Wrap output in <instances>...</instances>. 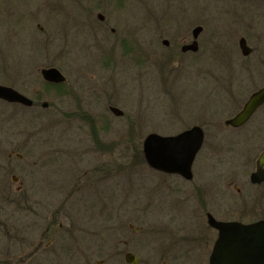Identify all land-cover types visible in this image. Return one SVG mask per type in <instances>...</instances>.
<instances>
[{
    "label": "rangeland",
    "instance_id": "obj_1",
    "mask_svg": "<svg viewBox=\"0 0 264 264\" xmlns=\"http://www.w3.org/2000/svg\"><path fill=\"white\" fill-rule=\"evenodd\" d=\"M198 25L200 51L183 54ZM241 37L254 49L248 57ZM43 67L67 77L60 94L39 76ZM0 84L36 87L51 104L32 112L0 103V116L15 122L13 133L22 129L32 142L27 168H17L26 191L15 192L10 177L0 176V249L11 233L21 240L13 249L37 253L35 240L59 245L55 235L71 233L63 228L72 223L86 237L109 236L108 246L124 222L141 228L147 244L152 224L157 233L192 235L200 223V254L190 250L184 264H208L217 233L207 213L219 221L264 218L255 202L264 186L249 185L261 146L248 151L249 142L239 140L245 127L223 130L264 87V0H0ZM195 126L206 143L191 183L151 168L143 152L150 134ZM261 135L264 142L263 129Z\"/></svg>",
    "mask_w": 264,
    "mask_h": 264
},
{
    "label": "flooded vegetation",
    "instance_id": "obj_2",
    "mask_svg": "<svg viewBox=\"0 0 264 264\" xmlns=\"http://www.w3.org/2000/svg\"><path fill=\"white\" fill-rule=\"evenodd\" d=\"M40 28L42 29V27ZM185 54H189V53H185ZM44 68H48V67H43L42 69H40L39 76L42 78V80L46 83L48 87L50 88L52 87L53 89L57 90L54 91V93L60 94L58 89L60 87H65L64 85L68 82V80L59 84L47 82L42 74ZM33 76L34 75H31V77ZM10 87L16 89L12 85H10ZM16 90H18L21 94L30 98L32 101L31 105L23 104L20 102H12L1 98H0V103L3 104L5 107H9L12 109L23 108L26 110H30L32 112H35L38 109L39 110L47 109L51 105L49 101L43 100V96H44L43 93L39 91L36 87L28 90H22V89L20 90L16 89ZM242 108H240V110ZM56 109L59 110L60 108H58L57 106ZM263 110H264V104L261 105L255 111V113L248 120V122H246L240 127H233L231 125H228L226 124V120L223 123L224 125L223 130L227 129L230 131V133L233 132V134H235L236 131H239L240 129H243L245 127L244 132H241V135L243 136H241L239 140L245 138L244 142L246 141H247L246 143L249 142L250 147L248 151L250 153H252V147L261 146L260 148H258L260 150V153L255 162V171L259 166L260 159L264 157V146H263L264 142L257 141L262 137L261 130L262 129L264 130ZM237 113H235L234 116ZM12 120L13 118L10 115L6 117H3L2 115L0 116V176H5L6 178L10 177L11 179L10 184L11 185L16 184L15 192L23 193L24 191H26L27 187L24 185V180L21 179L18 173L19 170H17V168H20L21 170L27 168L25 167L27 166V164H25L24 162L26 161V157H27L26 153L28 152V147L32 142L29 138H26L25 135L27 134L22 129L17 130L15 134L13 133L12 126H14L15 122ZM3 125H7V127H3ZM6 135L8 136L6 137ZM9 135H14L17 138L16 137L11 138L9 137ZM204 135H205V139H204V145H205L206 143L205 131H204ZM195 161L196 159L194 160V163ZM263 168H264V164H263ZM254 172L251 173L249 178V185L251 186L250 189L254 187L259 189L262 186H264V181L260 183H254L252 181V174ZM168 175L170 177L175 176L181 179V181H183L184 183H191L195 178V171L193 172V176L191 179H186L180 174H168ZM234 184L237 185V183ZM203 188L204 186L202 187V190ZM198 190H199L198 196L200 197V181L198 184ZM242 193L243 190L237 187L236 194L240 196ZM261 194L262 195H260L259 197H257L256 200L255 199L254 200L257 204L261 205L260 209L263 213L264 212L263 189ZM207 215L208 213L206 214V216ZM169 221H171L169 223V230L173 232L177 231L174 228L176 227L175 222L173 220H169ZM237 221L243 222L242 220H237ZM152 225L155 233L152 235L153 238H151V244H147L146 242H144V236L139 239L141 228L134 227V224L132 223L124 222L120 225V228L122 226L120 230L121 232L118 233L115 240L111 241L110 245L108 246L109 243L107 239L109 236L106 237L107 235H103V234L102 236H99V234L94 233L93 235L86 237L84 235L79 234L77 230L79 226L77 224L72 223L71 227L63 228L64 231L69 230L71 231V233H61L59 235H55V237L61 239V243L59 245L51 242L47 244H43L44 240H42V238L35 240V244L33 246L37 251V253H31L29 252V250L23 252V250L18 251V249H13V244H15L16 247H18V245L21 244V240L19 243L17 238L11 236L10 235L11 233H9L7 236H3L4 239L5 237L6 238L8 237L9 239L7 238L8 240H7L6 250L0 249V264H30V257L32 258L33 256H36L37 264H66V263L67 264H141V262H143V264H184L188 257V253H190L189 252L190 250L194 252L196 251L200 254V223L197 225L196 232L193 229L192 235H188L183 232H181L179 235L176 233L173 234L170 233V235H166L163 233L161 234V233H157L158 227H155L154 224ZM101 226L103 225L101 224ZM209 227L213 229L218 236V231L212 228L210 225ZM25 228L28 229L29 225L25 224L24 229ZM128 228L130 229V231H132V233L131 232H129V234L125 233L127 230L129 231ZM162 229H160V231ZM183 229L184 228H181L180 230ZM9 231H11V229ZM161 232H163V230ZM125 236H127L128 238H125ZM86 244L87 246H89L90 248L89 250L86 248ZM107 246L110 247L111 250L106 249ZM98 248H100V253L97 252ZM140 251L141 252L149 251V253H151V256H153L154 254L155 256L153 258L149 257L147 260L142 261L143 257L140 255L141 254ZM64 253L68 254L67 256L70 257L71 261L66 262L65 260H63ZM96 255H98L101 258L99 260H96L95 258L98 257ZM208 264H209V260H208Z\"/></svg>",
    "mask_w": 264,
    "mask_h": 264
},
{
    "label": "water",
    "instance_id": "obj_3",
    "mask_svg": "<svg viewBox=\"0 0 264 264\" xmlns=\"http://www.w3.org/2000/svg\"><path fill=\"white\" fill-rule=\"evenodd\" d=\"M98 17L103 19V15ZM203 31L202 26L193 29V41L182 47L183 52L199 50L198 38ZM168 45L169 41L164 40ZM239 45L243 55L248 56L252 48L242 37ZM45 79L52 82H63L65 76L57 68L43 70ZM0 98L9 101L31 104V100L13 88L0 85ZM264 103V87L252 94L244 108L226 124L239 127L246 123L254 112ZM117 116H123V111L111 107ZM204 141V132L201 127L195 126L176 136H161L152 133L144 141L143 151L148 164L160 171L179 173L186 178H192V165ZM264 157L260 159L256 172L252 174L254 183L264 181ZM209 223L219 230L210 264H264V220L244 224L241 222H222L209 214Z\"/></svg>",
    "mask_w": 264,
    "mask_h": 264
}]
</instances>
